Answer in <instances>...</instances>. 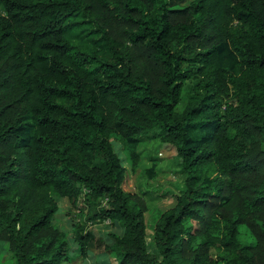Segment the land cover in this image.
<instances>
[{"label":"trees","instance_id":"16d2710c","mask_svg":"<svg viewBox=\"0 0 264 264\" xmlns=\"http://www.w3.org/2000/svg\"><path fill=\"white\" fill-rule=\"evenodd\" d=\"M153 140L186 179L149 228L113 142ZM103 222L116 264H264V0H0V243L91 260Z\"/></svg>","mask_w":264,"mask_h":264},{"label":"rangeland","instance_id":"374dc122","mask_svg":"<svg viewBox=\"0 0 264 264\" xmlns=\"http://www.w3.org/2000/svg\"><path fill=\"white\" fill-rule=\"evenodd\" d=\"M190 84L186 87L182 96L183 107L187 96L191 93ZM115 151L122 161V166L126 170V177L123 183V190L127 193L141 195L147 204L146 220L149 222V228L157 218V209H166L173 203L175 195H178L184 188L183 184L186 179L185 174L181 172L180 160L177 157L175 148L165 145L157 140L145 142L139 145L137 152L139 156L138 170L133 173L127 163L126 156L119 145L113 142ZM155 166L153 178L150 179L144 174L147 170ZM56 226L63 234L69 236L72 226L85 224L83 215L66 200L59 201V211L55 217ZM97 239L96 248L91 255L93 258L81 260L72 259L70 264H116L114 259L106 256L103 252V244L109 242L110 234H119L120 231L108 222L95 223L87 226ZM111 236V235H110ZM11 254L8 251L7 244L0 243V264H12Z\"/></svg>","mask_w":264,"mask_h":264}]
</instances>
